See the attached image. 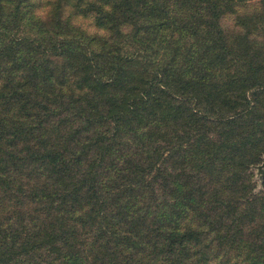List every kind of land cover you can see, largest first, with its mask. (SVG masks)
<instances>
[{
    "label": "trees",
    "instance_id": "16d2710c",
    "mask_svg": "<svg viewBox=\"0 0 264 264\" xmlns=\"http://www.w3.org/2000/svg\"><path fill=\"white\" fill-rule=\"evenodd\" d=\"M262 155L264 0H0V264H264Z\"/></svg>",
    "mask_w": 264,
    "mask_h": 264
},
{
    "label": "clouds",
    "instance_id": "9594fccd",
    "mask_svg": "<svg viewBox=\"0 0 264 264\" xmlns=\"http://www.w3.org/2000/svg\"><path fill=\"white\" fill-rule=\"evenodd\" d=\"M111 7L110 6H105V11L106 12H111ZM52 11L51 7H45L41 10H38L36 15L39 18H45L50 12ZM76 23H83L85 28L87 29L88 35L90 36H100L103 38H107L109 33L107 32L106 29L103 28H97L95 26V17H89V18H84V17H79L76 21ZM91 25V27H89Z\"/></svg>",
    "mask_w": 264,
    "mask_h": 264
},
{
    "label": "water",
    "instance_id": "95a60500",
    "mask_svg": "<svg viewBox=\"0 0 264 264\" xmlns=\"http://www.w3.org/2000/svg\"><path fill=\"white\" fill-rule=\"evenodd\" d=\"M257 172L259 173V176L262 177L264 175V156L263 160L256 165Z\"/></svg>",
    "mask_w": 264,
    "mask_h": 264
},
{
    "label": "rangeland",
    "instance_id": "374dc122",
    "mask_svg": "<svg viewBox=\"0 0 264 264\" xmlns=\"http://www.w3.org/2000/svg\"><path fill=\"white\" fill-rule=\"evenodd\" d=\"M263 156H264V155H262V159H261V161L263 160ZM261 161H260V162H261ZM260 162H259V163H260ZM259 163H258V164H259ZM253 170H254V173H255V178L258 180V181H257V187H256V190H257V189L260 187V182H261V181H260V179H259V173L257 172V168L254 167Z\"/></svg>",
    "mask_w": 264,
    "mask_h": 264
}]
</instances>
